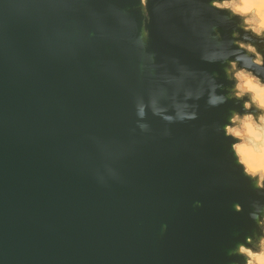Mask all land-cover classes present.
Returning a JSON list of instances; mask_svg holds the SVG:
<instances>
[{
  "label": "water",
  "instance_id": "95a60500",
  "mask_svg": "<svg viewBox=\"0 0 264 264\" xmlns=\"http://www.w3.org/2000/svg\"><path fill=\"white\" fill-rule=\"evenodd\" d=\"M231 0H0V264H248L264 29ZM262 120V122L260 121Z\"/></svg>",
  "mask_w": 264,
  "mask_h": 264
},
{
  "label": "rangeland",
  "instance_id": "374dc122",
  "mask_svg": "<svg viewBox=\"0 0 264 264\" xmlns=\"http://www.w3.org/2000/svg\"><path fill=\"white\" fill-rule=\"evenodd\" d=\"M224 5L245 15L247 23L254 31L259 32L264 29V0H231L225 2ZM237 78L239 89L251 93L257 105L264 109V104L259 101L255 92V87H257L264 93V85H260L255 77L244 72H240ZM229 131L242 139L234 148L246 170L252 174L264 176V131L258 127L251 116L244 118L238 126ZM248 264H264V246L259 254L250 256Z\"/></svg>",
  "mask_w": 264,
  "mask_h": 264
},
{
  "label": "bare ground",
  "instance_id": "6f19581e",
  "mask_svg": "<svg viewBox=\"0 0 264 264\" xmlns=\"http://www.w3.org/2000/svg\"><path fill=\"white\" fill-rule=\"evenodd\" d=\"M255 92H256V96L259 98V101L264 104V93L262 92V90L255 87ZM246 162H247V159H246Z\"/></svg>",
  "mask_w": 264,
  "mask_h": 264
}]
</instances>
